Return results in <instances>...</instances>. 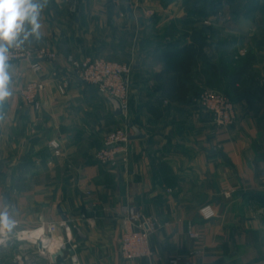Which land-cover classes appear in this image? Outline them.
<instances>
[{
  "label": "crops",
  "instance_id": "crops-1",
  "mask_svg": "<svg viewBox=\"0 0 264 264\" xmlns=\"http://www.w3.org/2000/svg\"><path fill=\"white\" fill-rule=\"evenodd\" d=\"M189 8L182 0H47L40 39L23 44L129 63L128 109L114 115L108 97L76 79L60 93L50 63L33 72L26 62H9L12 96L0 104V205L10 206L16 227L0 233V264H264V37L253 31L264 26V5L235 18L243 45L231 34L222 52L205 48L218 72L197 62L167 92L155 74L169 62L166 43L179 34L172 26L221 25L215 14L187 19ZM217 76L235 105L225 128L197 101L201 90L216 89ZM30 80L45 82L37 107L19 93ZM124 123L143 137L130 139L116 167L99 164L95 151ZM124 204L159 224L148 237L149 257L120 254ZM49 222L58 225L51 234ZM39 247L61 254L52 259Z\"/></svg>",
  "mask_w": 264,
  "mask_h": 264
},
{
  "label": "built area",
  "instance_id": "built-area-1",
  "mask_svg": "<svg viewBox=\"0 0 264 264\" xmlns=\"http://www.w3.org/2000/svg\"><path fill=\"white\" fill-rule=\"evenodd\" d=\"M8 56L9 62H26L33 72L42 71L44 63H50L52 68L49 73L60 93H65L70 81L76 79L95 87L100 94L106 97L117 99L121 107V115L125 116L128 109L129 83L132 72L129 63L107 60L102 57H75L70 54L60 57L54 49L44 45L30 47L20 44L13 46L9 49ZM44 88V81L30 80L25 83L19 93L25 102L37 107V95ZM197 101L206 112L213 115L217 126L225 128L234 122L235 105L222 92L213 88H205L198 93ZM129 135L130 129L127 123L106 134L101 146L95 151L96 161L110 167H116L119 159L125 161L128 154ZM48 145L54 155L60 154V145L57 140H50ZM86 206L93 210L96 208V203L88 200ZM120 213L123 223L127 224L120 239V254L125 259L149 257L151 250L148 237L159 226L156 218L141 214L139 209L132 204L122 205ZM63 226L66 232L72 229L65 223ZM57 227V223L49 222L46 225V230L51 234L56 231ZM188 234L191 237L197 236V233L192 231H189ZM67 235L68 241L71 237L69 233ZM45 245L40 243V246L46 249ZM65 246V242L59 243V249H64ZM42 248H38L39 252L49 257L51 253L45 252V249ZM71 258L75 261L74 255ZM171 262L176 263L175 260H171Z\"/></svg>",
  "mask_w": 264,
  "mask_h": 264
},
{
  "label": "clouds",
  "instance_id": "clouds-1",
  "mask_svg": "<svg viewBox=\"0 0 264 264\" xmlns=\"http://www.w3.org/2000/svg\"><path fill=\"white\" fill-rule=\"evenodd\" d=\"M46 4L47 0H0V104L12 96L9 49L29 37L40 39V15ZM15 227L10 206L0 205V233H11Z\"/></svg>",
  "mask_w": 264,
  "mask_h": 264
},
{
  "label": "trees",
  "instance_id": "trees-1",
  "mask_svg": "<svg viewBox=\"0 0 264 264\" xmlns=\"http://www.w3.org/2000/svg\"><path fill=\"white\" fill-rule=\"evenodd\" d=\"M189 1V0H187ZM190 8L188 11L187 19H191V15L194 17H204L208 15H213L217 13L216 3L219 1L215 0H190ZM253 4L252 6H250ZM247 7L246 10L254 8L257 3L252 0H246ZM236 13H240V9H236ZM187 19L185 20L186 22ZM191 31L188 33L190 41L185 43L182 41V37L187 36L188 32L182 31L179 32L178 36L170 40L165 45V49L168 51L169 62L164 67V69L155 74V77L161 79L166 86L162 85L163 90L167 92H172L179 87V84H182L183 79L188 76V73L191 69V66L195 63H204L209 66L211 70L215 72L219 71V68L216 64L210 63L211 58L208 57L205 48L210 44L208 42L207 34L211 31V27L202 26L200 28L191 27ZM172 38V37H171ZM225 67H221V72H225ZM238 71V70H237ZM221 73V75L223 74ZM236 75V74H235ZM233 75V77L235 76ZM238 75V74H237Z\"/></svg>",
  "mask_w": 264,
  "mask_h": 264
},
{
  "label": "rangeland",
  "instance_id": "rangeland-1",
  "mask_svg": "<svg viewBox=\"0 0 264 264\" xmlns=\"http://www.w3.org/2000/svg\"><path fill=\"white\" fill-rule=\"evenodd\" d=\"M69 1H79V0H69ZM182 1H184L185 4H192V1H190V0L189 1L182 0ZM215 1H219V3H216L217 13L214 15V17L216 19V25H218V24H221V25L215 26L213 29L211 28V31L207 34V38L209 39V41L211 43V50L217 54L219 52H222V50H224L225 45H227L226 42L230 41L229 39L237 40L236 44L243 45V43H245V41H243V38L241 37V33H242L241 28H239V26L237 25V23L235 21V18H238L240 13H236V14H234V13L236 12V9H240V12L244 11V9L247 7V5H246V0H215ZM252 1L256 2V3L263 2V5H264V0H252ZM252 5L253 4H251L250 6H252ZM191 27L192 26H189V25L185 26V27L177 26V25L172 26V28L174 29V31H173L174 35L173 36H176V33L186 31V30L188 31V32H186L188 34L192 29ZM224 29H226V31H224ZM229 31H234V33H231ZM253 31H254V34H259V35L263 34V36H261V37H264V26L258 27L257 25H253ZM169 34H171V33H169ZM231 34L232 35L235 34L236 35L235 38H233V36L232 37L228 36ZM171 37L172 36H170V38ZM227 37H229V39ZM247 43H250V42L248 41ZM251 44H256V42H251ZM90 57H98V56H90ZM102 58H104V57H102ZM104 59L110 60V58H104ZM216 61L217 62L220 61V63L222 64L223 58H220V57L217 58L216 57ZM220 80H221V78L219 76H217V78L215 80L216 90L222 92L223 94H225L229 98V96L225 92V90H223V88L220 87L221 86L219 83ZM213 89H215V88H213ZM127 125L129 127L128 123H127ZM129 129H130V127H129ZM131 133L132 132L130 129V134ZM129 140H130V138H129Z\"/></svg>",
  "mask_w": 264,
  "mask_h": 264
},
{
  "label": "water",
  "instance_id": "water-1",
  "mask_svg": "<svg viewBox=\"0 0 264 264\" xmlns=\"http://www.w3.org/2000/svg\"><path fill=\"white\" fill-rule=\"evenodd\" d=\"M134 67H136V65H134ZM108 100L109 102L111 103L112 105V108H113V114L114 115H121L122 111H121V107L119 105V102L117 99L115 98H112V97H108ZM129 127L131 129V134L129 136L130 139H137V138H141L143 137V134H141V132L137 129V127H135L134 125L132 124H129ZM77 231V234L79 236H81V233H80V230L79 229H76ZM40 245V243H39ZM61 254V252H56L54 254L51 255V258L54 259L57 255Z\"/></svg>",
  "mask_w": 264,
  "mask_h": 264
}]
</instances>
